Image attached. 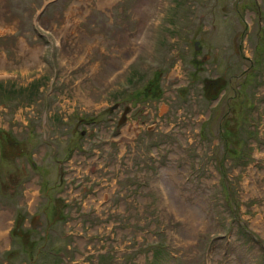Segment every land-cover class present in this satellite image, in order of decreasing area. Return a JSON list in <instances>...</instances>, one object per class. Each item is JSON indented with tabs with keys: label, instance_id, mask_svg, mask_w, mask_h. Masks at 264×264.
Instances as JSON below:
<instances>
[{
	"label": "rangeland",
	"instance_id": "1",
	"mask_svg": "<svg viewBox=\"0 0 264 264\" xmlns=\"http://www.w3.org/2000/svg\"><path fill=\"white\" fill-rule=\"evenodd\" d=\"M1 218L0 264H264V0H0Z\"/></svg>",
	"mask_w": 264,
	"mask_h": 264
},
{
	"label": "trees",
	"instance_id": "2",
	"mask_svg": "<svg viewBox=\"0 0 264 264\" xmlns=\"http://www.w3.org/2000/svg\"><path fill=\"white\" fill-rule=\"evenodd\" d=\"M254 70V69H253ZM251 76L252 75H250V76H247L246 78H245V82L247 81V79H250L251 78ZM152 90V92H150L153 96H152V98L154 99V98H156V96H157V94L155 93V91H153L154 90V88L153 89H151ZM132 97H134V96H132ZM215 95H214V97L212 98V100H215Z\"/></svg>",
	"mask_w": 264,
	"mask_h": 264
},
{
	"label": "bare ground",
	"instance_id": "3",
	"mask_svg": "<svg viewBox=\"0 0 264 264\" xmlns=\"http://www.w3.org/2000/svg\"><path fill=\"white\" fill-rule=\"evenodd\" d=\"M2 221H3V219L1 218V220H0V231H1V227H2ZM3 234V233H2ZM1 238V237H0Z\"/></svg>",
	"mask_w": 264,
	"mask_h": 264
},
{
	"label": "flooded vegetation",
	"instance_id": "4",
	"mask_svg": "<svg viewBox=\"0 0 264 264\" xmlns=\"http://www.w3.org/2000/svg\"><path fill=\"white\" fill-rule=\"evenodd\" d=\"M127 111V108L125 109V112ZM4 238L3 237H1V239H0V242L3 240Z\"/></svg>",
	"mask_w": 264,
	"mask_h": 264
}]
</instances>
